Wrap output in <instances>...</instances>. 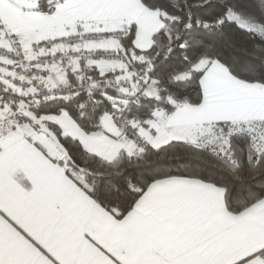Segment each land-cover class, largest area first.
Here are the masks:
<instances>
[{
  "label": "snow or ice",
  "instance_id": "snow-or-ice-1",
  "mask_svg": "<svg viewBox=\"0 0 264 264\" xmlns=\"http://www.w3.org/2000/svg\"><path fill=\"white\" fill-rule=\"evenodd\" d=\"M0 264H264V0H0Z\"/></svg>",
  "mask_w": 264,
  "mask_h": 264
}]
</instances>
